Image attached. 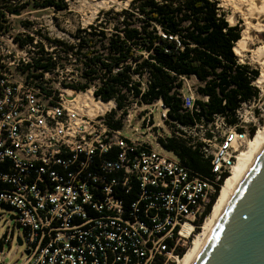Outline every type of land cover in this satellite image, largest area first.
<instances>
[{
  "label": "built area",
  "instance_id": "obj_1",
  "mask_svg": "<svg viewBox=\"0 0 264 264\" xmlns=\"http://www.w3.org/2000/svg\"><path fill=\"white\" fill-rule=\"evenodd\" d=\"M27 35L0 37V264H10L3 251L15 232L25 249L13 264H179L262 127L264 83L253 82L258 96L241 104L235 123L214 115L174 131L162 99L141 101L138 75L142 93L122 91L119 107L96 94L101 79L88 82L76 49ZM48 59L53 68L36 66ZM179 80L182 107L193 111L200 82ZM173 136L201 147L211 177L163 146Z\"/></svg>",
  "mask_w": 264,
  "mask_h": 264
},
{
  "label": "trees",
  "instance_id": "obj_2",
  "mask_svg": "<svg viewBox=\"0 0 264 264\" xmlns=\"http://www.w3.org/2000/svg\"><path fill=\"white\" fill-rule=\"evenodd\" d=\"M29 5L55 11L67 9L65 0H27L23 4L0 0V37L8 30L7 14L19 13ZM102 15H113L106 23L112 28L100 24L78 29L73 36L76 47L59 40L55 43L68 51L76 49L88 82L101 79L96 94L103 100L116 99L120 107L122 91L132 89L136 97L140 96L141 84L132 80L138 75L146 79L141 101L152 103L162 99L170 108L169 127L177 131L178 125L189 126L200 120L209 122L214 115H222L229 123H235L241 104L258 96L253 82L259 77V71L239 62L234 45L241 38V28L228 23L219 8V0H132L120 12L111 9L101 13L98 22ZM24 25L30 27V24ZM27 41L33 38L28 37ZM36 66L48 70L54 63L48 59L47 63L37 62ZM181 76H195L200 82L197 88L200 98L193 111H185L178 96ZM162 144L194 174L211 177L210 158L205 157L200 146L193 148L175 136L167 137ZM225 178L227 182L229 174ZM129 197L132 202L135 193ZM218 197L213 198L205 216L211 214Z\"/></svg>",
  "mask_w": 264,
  "mask_h": 264
},
{
  "label": "rangeland",
  "instance_id": "obj_3",
  "mask_svg": "<svg viewBox=\"0 0 264 264\" xmlns=\"http://www.w3.org/2000/svg\"><path fill=\"white\" fill-rule=\"evenodd\" d=\"M16 4H23L27 0H13ZM67 3V9L63 11H55L52 8H34L31 5L14 13H8L6 16L8 30L12 32V34H17L22 31H26L28 33L27 36H33V39H37L38 44L46 45V47H50L49 42H55V40L62 41L70 46L76 47V39L73 37L78 29H88L90 26H101L102 27H110L112 25H106L108 19H113V15L103 16L101 17V21L98 22V16L102 13H105L111 9L115 12H120L121 10L128 8L130 2L132 0H113L109 2L107 5H100L104 0H65ZM106 1V0H105ZM28 4V3H26ZM25 4V5H26ZM219 8L225 14L226 20L231 26L238 25L241 28V33L245 28V21L234 11L232 4H226L224 1L219 0ZM24 24H27L30 27H25ZM252 40L249 42L247 50L241 55L236 54L238 56L239 62L241 64H247L251 68L258 70L259 74L261 73V66L251 60L252 51L256 48L264 45V33L252 31L251 33ZM254 39V40H253ZM70 52V51H69ZM68 52V53H69ZM73 62L67 63V67L69 69H73ZM140 79V83H145L146 79ZM264 100V97L263 99ZM262 127H264V119L262 121ZM261 127V128H262ZM260 128V129H261ZM257 133H255L256 135ZM254 135V136H255ZM254 139V137H253ZM252 140L249 141L247 146L252 144ZM246 148L241 152L238 156L236 164H238L239 158L246 153ZM232 178V174L230 179ZM229 179V180H230ZM228 180V181H229ZM9 214L10 212L4 211ZM7 219V215L0 220V240L6 231V227L4 226V220ZM17 232L14 233L13 241L9 246L6 244L4 246V255L5 262L13 264L15 262L20 263L24 257L21 256L24 251V247H16L17 240Z\"/></svg>",
  "mask_w": 264,
  "mask_h": 264
},
{
  "label": "water",
  "instance_id": "obj_4",
  "mask_svg": "<svg viewBox=\"0 0 264 264\" xmlns=\"http://www.w3.org/2000/svg\"><path fill=\"white\" fill-rule=\"evenodd\" d=\"M195 264H264V150Z\"/></svg>",
  "mask_w": 264,
  "mask_h": 264
},
{
  "label": "bare ground",
  "instance_id": "obj_5",
  "mask_svg": "<svg viewBox=\"0 0 264 264\" xmlns=\"http://www.w3.org/2000/svg\"><path fill=\"white\" fill-rule=\"evenodd\" d=\"M113 0H104L100 5H107ZM226 4H232L234 11L244 19L245 28L241 33V38L234 45V52L241 55L244 53L252 40V31L264 33V0H222ZM114 2V1H113ZM254 40V39H253ZM251 60L261 66V73L257 78L259 84L264 83V45L252 51ZM253 139V138H252ZM251 139V140H252ZM264 150V127L254 136L252 144L247 146L246 153L239 158L238 164L232 169V178L225 181L213 210L205 223L193 245L186 253L179 264H195L203 248L207 244L211 235L215 231L225 210L229 206L235 193L239 190L248 173L256 163L260 154ZM231 177V175H230Z\"/></svg>",
  "mask_w": 264,
  "mask_h": 264
}]
</instances>
